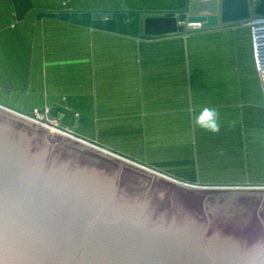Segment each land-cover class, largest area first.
I'll return each instance as SVG.
<instances>
[{"label":"water","instance_id":"water-1","mask_svg":"<svg viewBox=\"0 0 264 264\" xmlns=\"http://www.w3.org/2000/svg\"><path fill=\"white\" fill-rule=\"evenodd\" d=\"M43 18L153 40L245 26L264 0ZM0 264H264V191L187 189L0 109Z\"/></svg>","mask_w":264,"mask_h":264},{"label":"rangeland","instance_id":"rangeland-1","mask_svg":"<svg viewBox=\"0 0 264 264\" xmlns=\"http://www.w3.org/2000/svg\"><path fill=\"white\" fill-rule=\"evenodd\" d=\"M156 44L138 48L132 63L141 73L135 76L134 69L129 78H146L150 85L162 82L152 88L173 93L168 98L174 101L156 105L154 97L142 104L148 99H140L142 87L133 83L139 109L132 112L137 115L130 120L133 126L117 139H84L51 120L47 110L49 126L41 114L1 103L0 109L187 189L264 191V63L257 65L252 37L248 61H242L229 39L210 33L192 36L184 29ZM206 106L220 113L218 134L193 124Z\"/></svg>","mask_w":264,"mask_h":264},{"label":"crops","instance_id":"crops-1","mask_svg":"<svg viewBox=\"0 0 264 264\" xmlns=\"http://www.w3.org/2000/svg\"><path fill=\"white\" fill-rule=\"evenodd\" d=\"M188 2L0 0V103L17 111L41 114V119H46L43 110H47L51 120L81 133L78 135L84 139L92 140L85 135L100 140L110 141L114 136L117 139L124 133L122 131L133 126L130 120L137 116L132 113L139 109L132 94L133 83L142 87L140 99H148L142 104H149L154 97L156 105L174 101V98H168L173 93L170 95L167 90L152 88L161 87L162 82L150 85L146 78L135 81L129 77L134 69H137L135 76L141 73L132 63L138 48L158 45L176 36L134 39L48 18L36 20L37 12H116L122 8L135 12H180ZM195 16L200 15L196 13ZM187 25L185 29H188ZM189 32L192 36L210 33L229 39L242 61L250 60L251 35L246 26H221ZM240 70L245 71L242 66ZM242 79L236 83L241 84Z\"/></svg>","mask_w":264,"mask_h":264},{"label":"built area","instance_id":"built-area-1","mask_svg":"<svg viewBox=\"0 0 264 264\" xmlns=\"http://www.w3.org/2000/svg\"><path fill=\"white\" fill-rule=\"evenodd\" d=\"M251 29L252 45L257 65L264 63V18L251 20L247 25ZM189 30H202V23H190ZM261 67V66H260Z\"/></svg>","mask_w":264,"mask_h":264},{"label":"clouds","instance_id":"clouds-1","mask_svg":"<svg viewBox=\"0 0 264 264\" xmlns=\"http://www.w3.org/2000/svg\"><path fill=\"white\" fill-rule=\"evenodd\" d=\"M193 124L205 132L218 134L221 131L220 113L215 107H203L195 116Z\"/></svg>","mask_w":264,"mask_h":264},{"label":"bare ground","instance_id":"bare-ground-1","mask_svg":"<svg viewBox=\"0 0 264 264\" xmlns=\"http://www.w3.org/2000/svg\"><path fill=\"white\" fill-rule=\"evenodd\" d=\"M45 123H46V122H45ZM45 123H44V125H47V126H49L47 123H46V124H45ZM48 123H49V124H51L49 121H48ZM37 124H40V123H37ZM40 125H41V124H40ZM51 125H52V124H51ZM41 127H44V126H43V125H41Z\"/></svg>","mask_w":264,"mask_h":264}]
</instances>
